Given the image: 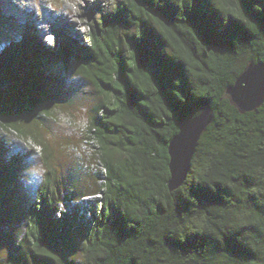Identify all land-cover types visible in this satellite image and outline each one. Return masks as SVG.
Here are the masks:
<instances>
[{"label": "trees", "instance_id": "trees-1", "mask_svg": "<svg viewBox=\"0 0 264 264\" xmlns=\"http://www.w3.org/2000/svg\"><path fill=\"white\" fill-rule=\"evenodd\" d=\"M75 39L48 47L26 33L0 51V127L39 145L44 167L24 208L26 164L4 160L0 135V241L7 225L25 226L5 264H264V102L240 111L225 93L264 61V0H115L87 44ZM70 75L97 97L84 136L99 168L91 187L66 192L101 193L88 215L59 207L63 180L41 129ZM204 104L213 119L169 190L168 140Z\"/></svg>", "mask_w": 264, "mask_h": 264}, {"label": "rangeland", "instance_id": "rangeland-1", "mask_svg": "<svg viewBox=\"0 0 264 264\" xmlns=\"http://www.w3.org/2000/svg\"><path fill=\"white\" fill-rule=\"evenodd\" d=\"M114 1L0 0V26L3 28H0V50L3 45L8 44L7 38L18 43L26 33L35 36L36 40H41L48 47L57 46L65 37L76 38L75 41L79 45L87 44L89 23L96 20L100 14L108 12ZM62 17L64 19H61ZM39 31L46 32L48 40L40 39ZM3 40L5 41L2 42ZM63 82L61 88L60 85L53 86L54 89H58L55 91L60 93V100L53 105L52 114L40 113L41 129L55 148L58 178L63 180L59 193L61 199L59 207L65 208L63 201L68 199L67 203L70 206L68 209L75 210L77 214L82 212L87 215L86 204L80 201L85 196L71 199L66 197V192L69 196L72 193L71 189L75 186L85 189L88 186L91 187L93 183L91 177L97 166L89 148L90 145L84 142V130L88 112L97 102V97L91 94L90 86L78 76H64ZM1 131L5 141L12 142V144L18 143L22 147L21 152L30 154L32 148L30 141L22 140L4 130ZM31 157L37 159V156L31 155ZM77 165H80V170ZM41 168L44 170L43 166ZM77 179L81 180L80 183L74 184L72 181ZM21 181L25 184L24 179ZM24 188L25 191H23ZM35 195L27 191L26 186L22 187V183L20 184L18 197L21 198L20 205L24 208L35 200ZM56 216L58 217L59 214L56 213ZM24 230V219L5 227V231L9 234L0 241V261L4 264L8 255H16L22 250L21 247L17 248L16 243Z\"/></svg>", "mask_w": 264, "mask_h": 264}, {"label": "water", "instance_id": "water-1", "mask_svg": "<svg viewBox=\"0 0 264 264\" xmlns=\"http://www.w3.org/2000/svg\"><path fill=\"white\" fill-rule=\"evenodd\" d=\"M225 93L240 111L259 107L264 102V61L247 63L234 82L226 87ZM212 119L213 112L207 104L194 116L179 119L178 130L167 143L169 190L177 188L186 178L198 139Z\"/></svg>", "mask_w": 264, "mask_h": 264}, {"label": "clouds", "instance_id": "clouds-1", "mask_svg": "<svg viewBox=\"0 0 264 264\" xmlns=\"http://www.w3.org/2000/svg\"><path fill=\"white\" fill-rule=\"evenodd\" d=\"M5 40H3L2 42H4ZM1 42V43H2ZM7 45V44H6ZM6 45H3L6 46ZM3 49V48H2ZM1 51V50H0ZM9 130V129H8ZM18 137H20L22 140H29L31 142V150H33L34 152L36 151V147L39 148V156L37 157V159H32L31 158V155L29 154V159L28 161H23L25 164H26V167L22 170L21 172V177H20V180L24 179L25 180V184H23V182L21 181L22 185L23 186H26L27 189H31V192L36 194L37 190H38V187L40 186V184L42 183L43 181V176H44V170H42V162H41V149H40V146L35 144L31 139L29 138H24V137H21L20 135H17ZM84 140H86V142H88V140L85 138ZM93 150V149H92ZM21 154H16L14 153V151L12 149L7 148V151L6 153L4 154V160L5 161H9L12 156H23L22 154H25L23 152L20 151ZM9 155V156H8ZM33 160V161H32ZM44 169V168H43ZM24 175V176H23ZM23 176V177H22ZM34 187V188H33ZM34 190V191H33ZM96 193H93V194H89V196H93L92 197V200L89 201L88 203H85L86 204V210H87V213H89V209L88 207L94 202V200L96 201L97 199H99L101 197V193H100V197H97L95 198V195ZM85 197H87V195H85ZM69 200H65L63 201L65 206L67 208H69V203H67ZM99 201V200H97ZM84 205V204H83ZM61 209H58V211H60ZM64 210V209H63ZM62 211V210H61ZM87 214V215H88ZM86 215V214H85Z\"/></svg>", "mask_w": 264, "mask_h": 264}, {"label": "built area", "instance_id": "built-area-1", "mask_svg": "<svg viewBox=\"0 0 264 264\" xmlns=\"http://www.w3.org/2000/svg\"><path fill=\"white\" fill-rule=\"evenodd\" d=\"M1 130H4V132H8V133H10V134H13L14 136H17V134L14 132V131H12V130H5V129H3V128H1L0 127V131ZM2 133V131L0 132V135L1 136H3V134H1ZM18 137V136H17ZM4 138V137H3ZM20 138V137H19ZM5 140V139H4ZM26 141H29V140H26ZM84 142H86V140H84ZM6 143L8 144V146H9V148L10 149H12L13 151L15 150H22V147L18 144V143H16V144H12V142H7L6 141ZM32 156H39V148L38 147H36V151L33 153V155ZM91 156H92V154H91ZM32 158V157H31ZM94 160H95V158H94ZM97 161L95 160V163H96ZM98 163V162H97ZM97 163H96V166H97V169L99 168V166L97 165ZM103 175H104V171H102L101 170V174H100V177H99V179H98V182L99 183H101L102 181H103ZM95 198H97V197H100V192H98V193H96L95 195Z\"/></svg>", "mask_w": 264, "mask_h": 264}, {"label": "bare ground", "instance_id": "bare-ground-1", "mask_svg": "<svg viewBox=\"0 0 264 264\" xmlns=\"http://www.w3.org/2000/svg\"><path fill=\"white\" fill-rule=\"evenodd\" d=\"M61 19H64V17H62ZM71 39H73V38H71ZM14 153H16V154H21L20 153V151L19 150H14ZM23 156L21 157V163H24L25 161H28V159H29V154L27 153V152H25V154H22ZM9 156V155H8ZM24 161V162H23ZM21 181V180H20ZM23 187H25V186H23ZM34 188V187H33ZM31 191V189L29 188V189H27V191ZM23 191H25V188H24V190ZM34 191V190H33Z\"/></svg>", "mask_w": 264, "mask_h": 264}]
</instances>
